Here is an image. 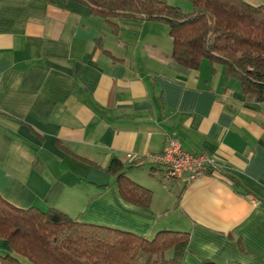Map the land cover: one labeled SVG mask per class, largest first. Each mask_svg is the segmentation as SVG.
Here are the masks:
<instances>
[{
  "label": "crops",
  "instance_id": "obj_1",
  "mask_svg": "<svg viewBox=\"0 0 264 264\" xmlns=\"http://www.w3.org/2000/svg\"><path fill=\"white\" fill-rule=\"evenodd\" d=\"M115 22L75 0H0V195L145 238L187 232L182 264H264V103L220 64H178L165 22ZM169 140L218 172L159 182L148 155ZM114 158L147 206L121 197Z\"/></svg>",
  "mask_w": 264,
  "mask_h": 264
},
{
  "label": "trees",
  "instance_id": "obj_2",
  "mask_svg": "<svg viewBox=\"0 0 264 264\" xmlns=\"http://www.w3.org/2000/svg\"><path fill=\"white\" fill-rule=\"evenodd\" d=\"M116 24L120 18L159 20L172 39L171 57L197 68L202 59L220 64L242 94L264 103V5L246 0H188L183 12L165 0H75ZM212 69H214L212 67ZM112 159L121 197L147 206L151 190L125 175ZM187 232L160 230L145 238L96 223L81 222L50 207H18L0 195V239L12 249L0 252V264H182Z\"/></svg>",
  "mask_w": 264,
  "mask_h": 264
},
{
  "label": "built area",
  "instance_id": "obj_3",
  "mask_svg": "<svg viewBox=\"0 0 264 264\" xmlns=\"http://www.w3.org/2000/svg\"><path fill=\"white\" fill-rule=\"evenodd\" d=\"M148 156L161 166L163 178L175 179L183 184L199 179L207 173L218 172L210 154L186 151L174 140L167 141L161 152ZM127 157L131 155L128 154Z\"/></svg>",
  "mask_w": 264,
  "mask_h": 264
},
{
  "label": "rangeland",
  "instance_id": "obj_4",
  "mask_svg": "<svg viewBox=\"0 0 264 264\" xmlns=\"http://www.w3.org/2000/svg\"><path fill=\"white\" fill-rule=\"evenodd\" d=\"M168 4L170 5H175V6H179L183 12H188L191 8V4L188 0H165ZM157 175V174H156ZM157 179L159 180V182L161 183H166V182H169V181H175V180H169V179H166V178H163V181H161L159 179V175L157 176ZM171 219V218H170Z\"/></svg>",
  "mask_w": 264,
  "mask_h": 264
}]
</instances>
